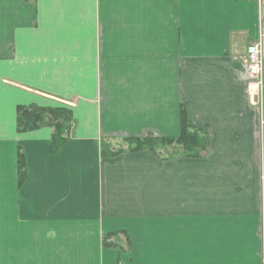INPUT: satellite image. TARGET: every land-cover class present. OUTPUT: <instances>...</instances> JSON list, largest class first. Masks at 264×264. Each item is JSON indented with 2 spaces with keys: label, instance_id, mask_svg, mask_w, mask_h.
Wrapping results in <instances>:
<instances>
[{
  "label": "crops",
  "instance_id": "1",
  "mask_svg": "<svg viewBox=\"0 0 264 264\" xmlns=\"http://www.w3.org/2000/svg\"><path fill=\"white\" fill-rule=\"evenodd\" d=\"M261 11L0 0V264H264L261 123L243 65ZM33 106L72 113L58 152L52 127L18 130ZM183 106L204 156L101 154L103 139L178 136ZM112 233L125 249L104 246Z\"/></svg>",
  "mask_w": 264,
  "mask_h": 264
},
{
  "label": "trees",
  "instance_id": "2",
  "mask_svg": "<svg viewBox=\"0 0 264 264\" xmlns=\"http://www.w3.org/2000/svg\"><path fill=\"white\" fill-rule=\"evenodd\" d=\"M72 121V113L65 107H21L17 119V128L20 132H23L36 130L44 126L52 127V152L56 153L69 140ZM179 124V135L171 138L150 133L142 137H125L118 144H115L112 139H103L101 154L104 157H116L125 152L149 150L162 154L166 158L204 156L207 153V135L204 131L189 123L184 106L180 111ZM18 157L20 181L22 182L26 173L25 159L22 152L19 153ZM119 235L117 233L105 235L104 246L125 249V241L116 239Z\"/></svg>",
  "mask_w": 264,
  "mask_h": 264
},
{
  "label": "built area",
  "instance_id": "3",
  "mask_svg": "<svg viewBox=\"0 0 264 264\" xmlns=\"http://www.w3.org/2000/svg\"><path fill=\"white\" fill-rule=\"evenodd\" d=\"M260 6L264 7V0H255ZM247 68V78L249 80V88L252 93L257 96L256 104L260 103V97L264 89V48L263 36L259 41L248 47L247 56L244 60Z\"/></svg>",
  "mask_w": 264,
  "mask_h": 264
},
{
  "label": "rangeland",
  "instance_id": "4",
  "mask_svg": "<svg viewBox=\"0 0 264 264\" xmlns=\"http://www.w3.org/2000/svg\"><path fill=\"white\" fill-rule=\"evenodd\" d=\"M250 1V0H248ZM263 119H264V115H263ZM261 123V122H260ZM261 164H262V168H264V149H261Z\"/></svg>",
  "mask_w": 264,
  "mask_h": 264
}]
</instances>
